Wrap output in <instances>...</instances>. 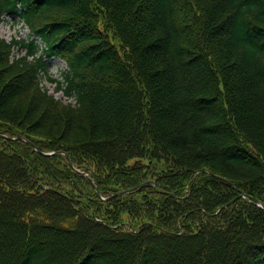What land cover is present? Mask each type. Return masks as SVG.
<instances>
[{"label":"trees","instance_id":"trees-1","mask_svg":"<svg viewBox=\"0 0 264 264\" xmlns=\"http://www.w3.org/2000/svg\"><path fill=\"white\" fill-rule=\"evenodd\" d=\"M6 15L46 48L0 34V264H264V0Z\"/></svg>","mask_w":264,"mask_h":264},{"label":"rangeland","instance_id":"rangeland-1","mask_svg":"<svg viewBox=\"0 0 264 264\" xmlns=\"http://www.w3.org/2000/svg\"><path fill=\"white\" fill-rule=\"evenodd\" d=\"M9 18H11V21L8 18H6L5 21L1 25V28H0V34H1V36L4 37L8 41H10L13 37H16V36L17 37H19V36H27L28 29L26 27H24L23 25H20V27H18V28H15L14 27V23H18V21H17V18L18 17L14 16V17H9ZM28 36H29V34H28ZM24 52H25V49L22 50L20 52V54H23ZM13 53H14V55H17L19 53L18 48H15L14 51H13ZM66 68H67V65H66V63L64 61L60 60L59 58H54V59H51L47 63V72L40 74V82H41V85L43 86V88L47 89L49 93L53 94L57 99H61L64 103H68L72 99L71 98L70 99H67L63 95L62 91L57 90V84H56V82L50 81L47 78V76L50 75L53 78H57L59 80H63V72L66 70ZM83 172H84V175L85 176H88L89 175L88 177L91 178L90 171H88L86 169ZM244 198H248V197H244ZM248 199L251 200V198H248ZM261 204L264 206V204L262 202H261ZM255 205L258 206L259 208H261L262 210H264L259 205H257V204H255Z\"/></svg>","mask_w":264,"mask_h":264},{"label":"water","instance_id":"water-1","mask_svg":"<svg viewBox=\"0 0 264 264\" xmlns=\"http://www.w3.org/2000/svg\"><path fill=\"white\" fill-rule=\"evenodd\" d=\"M35 149L38 150L37 147H35ZM53 153H54V152H49V153H44V154H46V155H50V154H53ZM68 159H69V161L71 162V158L68 157ZM88 176H89V175H88ZM150 182L154 184L153 181H150ZM227 183L230 184L229 182H227ZM127 191H128V190H127ZM242 196H243V197L251 198V200L253 201V203L259 205L260 207H262V208L264 209V206L261 204V202H260L258 199L254 198V197H252V196H249V195L246 194V193H242Z\"/></svg>","mask_w":264,"mask_h":264},{"label":"clouds","instance_id":"clouds-1","mask_svg":"<svg viewBox=\"0 0 264 264\" xmlns=\"http://www.w3.org/2000/svg\"><path fill=\"white\" fill-rule=\"evenodd\" d=\"M8 19L11 21V18H8ZM17 21H18V23H14V27H15V28L20 27V25H24V26L30 27V26L28 25V23H27L25 20H23V19H18ZM76 98H77V103H78V97H77V95H76ZM77 103H76V104H77Z\"/></svg>","mask_w":264,"mask_h":264}]
</instances>
